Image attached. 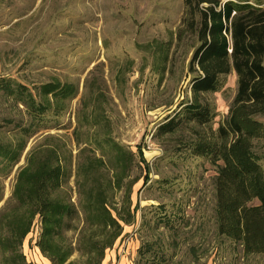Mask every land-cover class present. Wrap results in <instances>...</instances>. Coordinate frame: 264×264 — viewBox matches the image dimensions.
<instances>
[{"label":"trees","instance_id":"trees-1","mask_svg":"<svg viewBox=\"0 0 264 264\" xmlns=\"http://www.w3.org/2000/svg\"><path fill=\"white\" fill-rule=\"evenodd\" d=\"M194 38L188 62L191 98L153 137H176L177 152L189 151L216 164L215 233L241 247L242 256L264 253V171L253 147L264 139V6L248 0H183L179 26L167 40L137 44L151 59L159 81L172 48ZM133 59L113 76L125 86ZM234 73L236 91L226 117L214 128L213 109L201 96L217 92ZM20 118L0 111V264H34L22 251L31 233L50 264H102L106 252L137 221L132 203L139 180H149L140 147L134 152L114 135L111 94L99 65L81 86L52 76L32 88L0 78ZM73 124L61 118L73 100ZM19 105L22 109H19ZM54 130V132H52ZM29 142H32L28 147ZM27 149V150H26ZM23 159V164L17 165ZM14 171L10 193L3 180Z\"/></svg>","mask_w":264,"mask_h":264},{"label":"rangeland","instance_id":"rangeland-1","mask_svg":"<svg viewBox=\"0 0 264 264\" xmlns=\"http://www.w3.org/2000/svg\"><path fill=\"white\" fill-rule=\"evenodd\" d=\"M248 1L264 6V0ZM182 11L183 0H0V78L32 88L57 76L77 81L81 90L95 65L103 71L114 135L134 152L140 147L149 166L146 184L145 173L134 172L139 175L131 196L138 205L137 221L125 226L124 237L106 253L125 256L129 264H264V253L243 257L239 245L215 233L216 164L177 152L176 137H153L158 124L191 98L188 62L194 38L174 40L161 81L136 45L169 39ZM126 57L133 66L125 86H117L113 76ZM235 91L236 77L230 73L221 90L201 96L213 109L212 127L226 117ZM76 101L62 116L64 123L73 124ZM0 111L22 116L11 98L1 95ZM253 151L264 171V139L254 140ZM13 178L14 171L3 180L5 198ZM33 246L22 251L34 264H44Z\"/></svg>","mask_w":264,"mask_h":264},{"label":"crops","instance_id":"crops-1","mask_svg":"<svg viewBox=\"0 0 264 264\" xmlns=\"http://www.w3.org/2000/svg\"><path fill=\"white\" fill-rule=\"evenodd\" d=\"M37 233H38V231H36L34 233L33 240H32V234L33 233L29 234L27 236V238L25 239L24 243H23V247L28 246V244L31 243V242L34 243V241L36 239V236H37ZM33 248L35 249V251H37L40 254L38 248L35 247V245L33 246ZM113 253L112 252L106 253L102 264H129V261H128V259L125 256L119 257L116 254L113 255ZM40 256L45 260L44 264H50L49 261L46 258H44L41 254H40Z\"/></svg>","mask_w":264,"mask_h":264}]
</instances>
